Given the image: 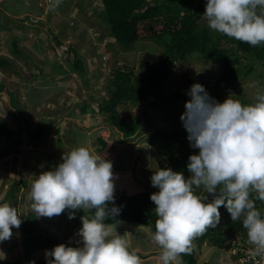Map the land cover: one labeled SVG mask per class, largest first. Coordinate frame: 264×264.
Instances as JSON below:
<instances>
[{"label": "rangeland", "instance_id": "obj_1", "mask_svg": "<svg viewBox=\"0 0 264 264\" xmlns=\"http://www.w3.org/2000/svg\"><path fill=\"white\" fill-rule=\"evenodd\" d=\"M65 1L66 4L52 0H0V14L5 13L11 20H17V24L13 25L9 20L5 21L4 16L0 17V26L7 25V22L12 26L11 35L0 29V54L12 63L11 68L0 67V81L7 87L0 90V119L7 128L17 132V140L22 141L17 153H9L0 159V204L16 207L21 221L27 213L33 212L29 185L42 172L57 168L63 162L64 153L80 146L86 147L93 155L104 156L111 161L114 188L122 189L128 195L140 191H151L153 194L157 192L149 180L158 169V157L148 147L147 138L157 129L165 130L169 136L174 131L182 136L187 132L178 126L181 123L178 112L185 109L186 101L183 98L173 100L171 109L161 103L159 107L149 109L151 118L145 133L139 136L125 140L121 132L109 125L107 115L98 112V103L110 96L114 70L127 66L138 74L140 61L157 62L162 48L152 41H138L128 50L120 49L92 11L81 13L79 9L82 3H91V9L98 10L102 7L100 1ZM59 9H65V13ZM201 22L208 27L204 17ZM12 40L28 58L11 52ZM73 52L83 63L82 74L74 71L72 61L67 62V59H74ZM242 63L246 62L242 60ZM54 64L61 66L63 73H58V68L57 72L52 70ZM37 67L46 76L25 82L23 77L38 72ZM221 71L220 65L204 61L194 54L172 64L164 90L166 95H173L177 90L189 96L190 88L185 78L188 75L204 87L210 98L220 103L234 94L230 98L244 105L253 104L257 94L264 93L263 67H257L244 80L238 81L237 88L231 92L219 91L214 87ZM7 90L14 92L18 103H11ZM84 103H88L89 108L82 113ZM118 110L120 118L125 121L139 115L143 107L125 104L119 106ZM45 124L48 128L42 134L41 141L27 146L36 136V131L40 130L39 125ZM99 139L107 145L103 147ZM172 144L175 147L178 145L176 141ZM187 146L194 149L189 140ZM20 180H24L28 186H20L17 201L10 203L6 197L7 191ZM4 198L7 201H3ZM83 212L76 210L74 219H69V215L40 217V225L68 247H82L79 230L82 228L81 217L86 215ZM229 219L231 217L226 210L220 224ZM113 226H116L117 234L128 240L130 251L142 257L155 254L141 259L142 264H162L158 257L161 249L152 242V234L147 228L123 222ZM12 233L9 240L0 242V264L22 258V252L17 253L22 251L20 227H14ZM197 244L194 242V245ZM45 253L37 252L33 260L45 259ZM196 255L198 264H236L228 250L215 246L209 239L203 241Z\"/></svg>", "mask_w": 264, "mask_h": 264}, {"label": "clouds", "instance_id": "obj_2", "mask_svg": "<svg viewBox=\"0 0 264 264\" xmlns=\"http://www.w3.org/2000/svg\"><path fill=\"white\" fill-rule=\"evenodd\" d=\"M203 17L220 34L253 47L264 44V0H207ZM188 95L180 119L191 147L199 149L189 157L191 176L186 179L171 168H158L151 176L152 186L159 189L150 196L157 216L151 239L161 249L159 260L180 264L181 255L191 253L193 240L220 223L221 206L233 222L243 217L252 255L264 259V218L251 195L264 202V93L253 104L230 98L234 94L220 103L196 83ZM62 160L32 182L33 213L52 218L71 210L69 219H74L76 210L95 212L92 218L81 217L83 246H55L45 253L48 264H142L116 226L104 223L121 210L115 206L111 161L83 146L64 153ZM201 187L214 197L211 202L194 193ZM21 222L14 207L0 204V242L9 240Z\"/></svg>", "mask_w": 264, "mask_h": 264}, {"label": "trees", "instance_id": "obj_3", "mask_svg": "<svg viewBox=\"0 0 264 264\" xmlns=\"http://www.w3.org/2000/svg\"><path fill=\"white\" fill-rule=\"evenodd\" d=\"M64 2L65 0H52ZM102 7L98 10L91 9V3H82L79 6L81 13L90 10L95 14L101 26L106 28L109 38L114 39L115 44L123 50L130 49L138 41H152L161 46L162 51L157 62L151 63L148 60H141L139 63L138 74L127 66L116 68L113 72L111 80L110 96L101 99L98 103V112L107 115V120L111 127L121 132L125 140L132 136H139L146 131V125L151 118L149 109L159 107V104L167 105L171 109L175 100L183 98L184 101L191 99L182 91H175L172 95H166L164 90L165 82L171 71L173 63L184 61L192 55H197L204 61H208L221 66V74L214 83L215 89L219 91L231 92L237 88V83L244 80L252 74L257 67L264 68V44L253 47L247 43H242L234 38L227 37L216 31H213L202 25V17L205 12L207 0H98ZM65 13V9H59ZM259 12L260 9H257ZM29 19V17H25ZM55 38V37H54ZM59 43V42H58ZM72 51V49L70 50ZM11 52L15 55H27L19 50L17 43L12 40ZM74 59L72 61L74 71L82 74L84 71L83 63L73 52ZM28 58V57H27ZM244 60L246 63H242ZM11 60L0 54V67L11 68ZM58 73H63L61 66L53 65ZM38 72L31 73L29 77H23L27 83L33 82L35 79L46 75L40 68ZM19 75V74H18ZM189 88L196 84L188 75H185ZM6 84L0 81V90L5 89ZM7 94L11 97V103H18L14 92L7 90ZM14 94V95H13ZM149 99L151 101L149 102ZM174 100V101H173ZM185 102V103H186ZM125 104L143 107L139 115H134L129 120H122L119 115V106ZM84 109L82 113L89 108L88 103L82 104ZM91 111H93L91 109ZM185 112L180 109L178 117ZM173 119V118H172ZM181 121V119H180ZM174 119L172 124H174ZM184 128L183 122L178 124ZM40 130L36 131V136L27 146L36 145L41 141L42 134L48 128V125L40 126ZM38 127V129H39ZM184 130H186L184 128ZM171 136L165 130L157 129L148 138V147L153 149L158 157V168H171L174 172L183 173L185 178H189L191 173L188 171L187 165L189 157L193 154H199V149H190L187 146L188 133L179 135L174 131ZM17 132L7 128L5 122L0 119V159L5 158L9 153H17L21 140L16 137ZM176 141L178 145L173 146L172 142ZM2 142V144H1ZM99 142L105 147L107 144L102 139ZM151 182V179L149 180ZM28 186L24 180L19 183H13L7 191L6 197L10 203L17 201V193L21 187ZM31 187V185H29ZM154 191L159 189L154 187ZM194 193L201 197L207 196L205 202H211L214 197L206 194L203 188H195ZM151 191H140L136 194L128 195L122 189L115 188L114 198L115 206L119 207L120 213L115 218H107L105 224H116L125 222L127 224H137L147 227L151 233L155 231V204L151 201ZM254 199L255 206L258 210L259 206H264V202L255 199L254 193L251 194ZM5 198L3 201H7ZM15 201V202H16ZM112 207V204H109ZM16 209V207H14ZM226 207L219 208L220 218L226 211ZM71 210H66L61 215H69ZM95 209L86 210L85 213L89 218L94 216ZM243 217L238 221L231 219L220 223L215 229H209L204 235L197 237L192 242V251L190 254H182L180 257L181 264H198L197 250L201 247L203 241L209 239L215 246L228 249V241L235 234L247 236V231L243 227ZM82 225V224H81ZM21 238L20 243L22 258L3 261L1 264H26L34 261L33 257L37 252L52 250L59 244L66 245L53 236L48 229L40 225V217L37 218L33 212L27 213L20 225ZM194 242H198L194 245ZM67 246V245H66ZM155 254H150L152 256ZM145 259L148 256H140ZM232 257V256H231ZM233 258V257H232ZM48 259H52L49 257ZM32 264H48L47 259H39Z\"/></svg>", "mask_w": 264, "mask_h": 264}, {"label": "built area", "instance_id": "obj_4", "mask_svg": "<svg viewBox=\"0 0 264 264\" xmlns=\"http://www.w3.org/2000/svg\"><path fill=\"white\" fill-rule=\"evenodd\" d=\"M259 209L262 218H264V206L260 205ZM227 250L236 264H264V259L261 257H253L254 245L248 242L247 236L244 237L240 234H235L234 237L229 239Z\"/></svg>", "mask_w": 264, "mask_h": 264}, {"label": "crops", "instance_id": "obj_5", "mask_svg": "<svg viewBox=\"0 0 264 264\" xmlns=\"http://www.w3.org/2000/svg\"><path fill=\"white\" fill-rule=\"evenodd\" d=\"M1 16H4L5 21H8V20H9V21H8L9 23H12L13 25H14V23L17 24V23H16L17 20H15V19L11 20L10 17H8L5 13H4V14L1 13V14H0V17H1ZM8 22H7V25L5 24V26H0V29H3L5 32L8 31V33L11 35V33H12V30H11V29H12V26H9V23H8ZM2 33H3V32H2ZM12 35H14V34H12ZM143 227H144V226H143ZM145 228H147V227H145ZM147 230H148V228H147ZM148 231H149V230H148ZM149 232H150V231H149ZM150 233H151V232H150ZM151 234H152V233H151ZM152 256H155V255H152ZM152 256H149V257H152ZM159 256H160V255H159ZM159 256H158V257H159ZM149 257H146L145 259H147V258H149ZM38 259H39V258H37L36 260H38Z\"/></svg>", "mask_w": 264, "mask_h": 264}]
</instances>
